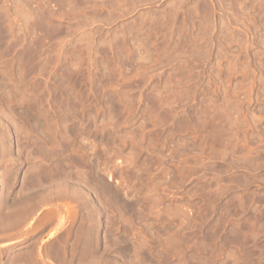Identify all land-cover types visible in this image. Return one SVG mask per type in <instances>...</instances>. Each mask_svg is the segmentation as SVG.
Wrapping results in <instances>:
<instances>
[{"label":"rangeland","instance_id":"374dc122","mask_svg":"<svg viewBox=\"0 0 264 264\" xmlns=\"http://www.w3.org/2000/svg\"><path fill=\"white\" fill-rule=\"evenodd\" d=\"M0 264H264V0H0Z\"/></svg>","mask_w":264,"mask_h":264},{"label":"bare ground","instance_id":"6f19581e","mask_svg":"<svg viewBox=\"0 0 264 264\" xmlns=\"http://www.w3.org/2000/svg\"><path fill=\"white\" fill-rule=\"evenodd\" d=\"M23 199H25V198H23ZM28 199H29V198H28ZM28 199H25V200H28ZM24 202H25V201H24ZM28 210H30V208H29ZM25 211H26V210H25ZM30 211H32V209H31ZM26 212H27V211H26ZM23 213H24V212H23ZM28 214L30 215L29 212H27V215H28ZM27 215H26V216H27ZM20 216H21V215H19V218L22 217V216H21V217H20ZM24 216H25V213L23 214V217H22V218H25V217H26V216H25V217H24ZM27 217H28V216H27ZM19 218H18V219H19ZM19 220H20V219H19ZM22 220H23V219H22ZM10 244H13V243H10ZM7 246H8V245H7ZM9 246H10V245H9Z\"/></svg>","mask_w":264,"mask_h":264}]
</instances>
